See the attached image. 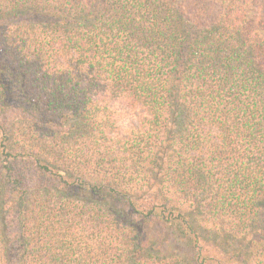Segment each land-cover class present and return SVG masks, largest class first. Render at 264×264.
<instances>
[{"label":"trees","instance_id":"1","mask_svg":"<svg viewBox=\"0 0 264 264\" xmlns=\"http://www.w3.org/2000/svg\"><path fill=\"white\" fill-rule=\"evenodd\" d=\"M0 264H264V0H0Z\"/></svg>","mask_w":264,"mask_h":264}]
</instances>
